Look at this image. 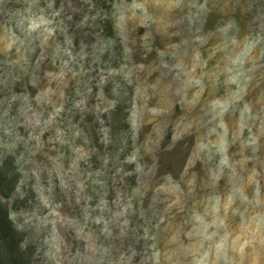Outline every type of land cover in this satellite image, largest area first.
<instances>
[{
  "label": "rangeland",
  "instance_id": "1",
  "mask_svg": "<svg viewBox=\"0 0 264 264\" xmlns=\"http://www.w3.org/2000/svg\"><path fill=\"white\" fill-rule=\"evenodd\" d=\"M0 206V264H264V0H0Z\"/></svg>",
  "mask_w": 264,
  "mask_h": 264
},
{
  "label": "trees",
  "instance_id": "2",
  "mask_svg": "<svg viewBox=\"0 0 264 264\" xmlns=\"http://www.w3.org/2000/svg\"><path fill=\"white\" fill-rule=\"evenodd\" d=\"M16 234V230L8 217L6 209L0 206V242L5 246L6 252L19 248V242L15 237Z\"/></svg>",
  "mask_w": 264,
  "mask_h": 264
}]
</instances>
